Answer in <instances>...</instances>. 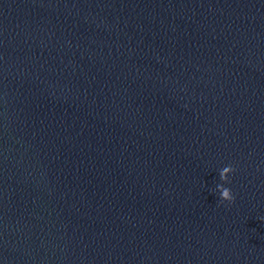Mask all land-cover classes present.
Returning <instances> with one entry per match:
<instances>
[{
  "label": "water",
  "instance_id": "1",
  "mask_svg": "<svg viewBox=\"0 0 264 264\" xmlns=\"http://www.w3.org/2000/svg\"><path fill=\"white\" fill-rule=\"evenodd\" d=\"M0 264H264V0H0Z\"/></svg>",
  "mask_w": 264,
  "mask_h": 264
},
{
  "label": "clouds",
  "instance_id": "2",
  "mask_svg": "<svg viewBox=\"0 0 264 264\" xmlns=\"http://www.w3.org/2000/svg\"><path fill=\"white\" fill-rule=\"evenodd\" d=\"M235 171L236 169L231 165L221 169L219 175H220V179L224 182V184L230 183L229 177ZM224 184L217 185V189L220 193L221 200L227 202H234L235 196L233 195L232 190L230 188L225 187Z\"/></svg>",
  "mask_w": 264,
  "mask_h": 264
}]
</instances>
